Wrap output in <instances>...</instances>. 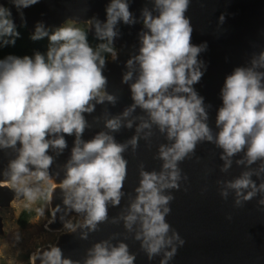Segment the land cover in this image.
<instances>
[{
    "label": "clouds",
    "instance_id": "obj_1",
    "mask_svg": "<svg viewBox=\"0 0 264 264\" xmlns=\"http://www.w3.org/2000/svg\"><path fill=\"white\" fill-rule=\"evenodd\" d=\"M9 2L23 21L22 9L39 0ZM148 3L151 7H142L137 18L129 0H109L106 19L93 16L87 20V30L75 22L52 29L37 22L30 39L47 38L44 52L0 58V150L15 153L0 176L18 196L28 201L44 197L51 205L55 189L43 185L60 175L50 169L68 148L65 137L73 136L70 156L60 166L63 176L56 183L62 206L52 207L54 217L60 213L67 232L81 240L99 231L101 224L122 222L148 260L160 257L158 264H168L185 243L166 219L175 199L171 190H180L181 181H187L179 165L195 155L199 144L208 142L221 150L220 172L227 173L233 163L242 166L238 176L216 180L222 199L232 195L233 206L239 208L260 194L257 204L264 206V49L225 76L214 132L208 123L211 105L194 88L204 75L206 65L199 57L208 46L192 43L194 29L186 15L192 0ZM121 22L143 26L138 48L124 62L121 77L132 103L117 114L104 108L101 115L92 116L93 121H103V129L85 140V131L92 127L85 114L95 113L97 105L118 102L117 95L107 90L104 69L109 59L105 54L118 60L114 41L121 35ZM224 22L221 13L217 24ZM88 31H94L100 41L97 46L89 43ZM18 36L11 10L0 4V47L14 45ZM133 128L130 138L116 141L114 133ZM154 128L166 141L155 154L162 162L160 170H145L141 163L135 195H129L127 205L110 217L109 207H120L125 196L128 161L124 153L129 149L135 153L141 139L150 145ZM39 211L43 215L44 209ZM73 212L81 218L75 223L66 218ZM119 235L92 243L82 261L66 257L57 244L41 250L36 259L40 264H135L136 253L123 240H116Z\"/></svg>",
    "mask_w": 264,
    "mask_h": 264
},
{
    "label": "water",
    "instance_id": "obj_2",
    "mask_svg": "<svg viewBox=\"0 0 264 264\" xmlns=\"http://www.w3.org/2000/svg\"><path fill=\"white\" fill-rule=\"evenodd\" d=\"M108 2L109 0H39L37 4L22 9V21L17 9L9 0H0V4L11 10L16 26L23 24L30 33L34 31L35 24L41 21L49 29L68 19L87 23L88 19L95 16L104 21ZM146 4L151 7L148 0H129L130 11L137 18L140 16V9ZM221 13L225 15L222 26L217 24ZM186 15L190 17L194 29L192 43L207 42L208 46L199 57L206 65L204 75L194 88L204 97L205 103L211 105L208 110V123L215 132L216 110L222 104L219 93L225 76L234 67L245 65L253 53L264 49V0H192ZM142 27L139 22L134 25L121 22L118 25L121 35L114 41L118 60L109 58L104 69V75L108 78L107 90L117 95L118 102L115 106L97 105L95 113L85 114L92 127L85 131L83 139H90L97 131L103 129V121H93L92 116L101 115L104 108H107L110 114H117L132 103L130 89L128 85L121 83V77L126 70L124 62L138 48V32ZM88 34L96 37L94 31H88ZM139 112L137 109V113ZM153 131L150 145L141 139L135 153L131 149L124 153L128 161L124 183L125 196L120 207H109L110 217L117 215L121 208L127 205L129 195H135L134 188L138 185L141 163L145 170H160L162 162L155 158V154L157 146L166 141L155 128ZM133 134L134 128L122 129L114 133V136L117 142H123ZM65 138L68 148L56 157V163L50 169L53 174L60 172L59 176L53 175L59 180L63 176L60 166L69 158L74 140L73 136ZM220 151L211 143H201L197 146L195 155L179 165L188 179L186 182L181 181L180 190H171L175 199L170 204L171 213L166 219L185 243L183 247L178 248L177 254L168 264H264V206L257 204L260 194L239 208L233 206L232 195L227 200L220 197L216 180L232 179L243 170L242 166L233 163L227 173L220 172L219 166L223 163L219 159ZM49 154L54 155L51 152ZM14 155L10 149L0 150V171L7 167L8 161ZM252 178L259 183L255 176ZM1 180L6 179L0 176ZM6 190H9L7 186H0L1 192ZM13 197L12 194H7L3 200L8 204ZM55 205L62 206L60 191L54 198ZM229 214L232 216L231 220L226 219ZM58 218L60 219V213ZM113 233H120L116 240H123L128 244L129 250L136 253L135 264H158L160 257L148 260L141 251L139 242L132 239V234L125 232L122 222L116 225L101 224L99 231L90 233L87 240H81L77 234L66 231L57 245L66 257L82 261L85 250L92 243L108 239ZM116 240H113V243H116ZM48 247L46 245L41 249Z\"/></svg>",
    "mask_w": 264,
    "mask_h": 264
},
{
    "label": "rangeland",
    "instance_id": "obj_3",
    "mask_svg": "<svg viewBox=\"0 0 264 264\" xmlns=\"http://www.w3.org/2000/svg\"><path fill=\"white\" fill-rule=\"evenodd\" d=\"M65 22L73 23L74 21L66 20ZM75 23L81 28L89 27L85 22ZM43 186L53 188V183L49 182ZM39 209H44L43 215ZM22 210L31 212L24 226H20L16 222ZM53 219L50 204L46 203L44 197H40L36 201H28L15 194L10 203L0 206V264H32V252L43 246L56 244L61 232L58 228H52L56 226L52 225ZM80 219L75 215L72 222L75 223ZM61 231H67L65 226L61 227Z\"/></svg>",
    "mask_w": 264,
    "mask_h": 264
},
{
    "label": "trees",
    "instance_id": "obj_4",
    "mask_svg": "<svg viewBox=\"0 0 264 264\" xmlns=\"http://www.w3.org/2000/svg\"><path fill=\"white\" fill-rule=\"evenodd\" d=\"M16 27L19 32V36L15 39V44L0 47V58H3L8 54L23 56L32 55V53L37 50L41 52H44L46 50L48 46L47 38L33 41L32 39H30L31 33L26 29L23 24L17 25ZM82 29L87 30V28L84 27ZM87 38L89 43L93 45V47L97 46V44L100 42L97 40L96 37H93L89 34H87ZM105 55L109 57L108 54ZM30 215V211L22 210L17 217V224L20 226H24L27 223Z\"/></svg>",
    "mask_w": 264,
    "mask_h": 264
},
{
    "label": "bare ground",
    "instance_id": "obj_5",
    "mask_svg": "<svg viewBox=\"0 0 264 264\" xmlns=\"http://www.w3.org/2000/svg\"><path fill=\"white\" fill-rule=\"evenodd\" d=\"M68 20H70V19H68ZM73 21V20H72ZM65 22V21H64ZM74 22H76V21H74ZM87 22V21H86ZM63 23V22H62ZM78 23V22H77ZM88 24V23H87ZM59 26V25H58ZM89 26V25H88ZM52 178H53V180L54 181H52V183H53V188H51V189H55L54 190V197H53V200H52V202H51V205H50V211H51V214L53 215V209H52V207H54V198H55V196H57V193L60 191L59 190V188H57V186H56V183H58L59 182V179L56 177V176H52ZM0 186H7L8 188H9V190H6V192L4 191V192H1L0 191V203H3V204H1L0 206H6L7 204L5 203V201L3 200V198H4V196H6L7 194H9V195H11L12 194V196H14L16 193L14 192V190L9 186V184H8V181L7 180H1L0 181ZM14 198V197H13ZM12 200V199H11ZM9 203H10V201H9ZM75 215H77L76 213H70L69 215H68V217H66V218H69L71 221H72V219H73V216H75ZM54 216V215H53ZM52 222V225L53 226H55V227H52V228H58V230L61 232V235H60V237H59V239H58V241L60 240V238H61V236L65 233V232H62L61 231V227L62 226H64V224H65V221H62V220H60L59 218H58V213L55 215V217H54V219H53V221H51ZM58 241H57V243H58ZM56 243V244H57ZM48 246H50V245H48ZM42 248V247H41ZM41 248H39L37 251H34V252H32V254H31V261H32V264H39V260L38 259H36V257H37V254L42 250Z\"/></svg>",
    "mask_w": 264,
    "mask_h": 264
}]
</instances>
